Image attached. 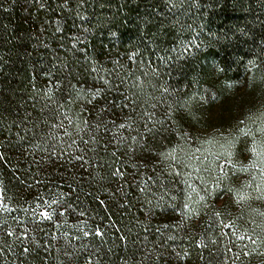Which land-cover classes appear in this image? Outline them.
<instances>
[{
	"label": "trees",
	"instance_id": "1",
	"mask_svg": "<svg viewBox=\"0 0 264 264\" xmlns=\"http://www.w3.org/2000/svg\"><path fill=\"white\" fill-rule=\"evenodd\" d=\"M240 89L264 0H0V264H264V177L235 204L188 159Z\"/></svg>",
	"mask_w": 264,
	"mask_h": 264
},
{
	"label": "rangeland",
	"instance_id": "2",
	"mask_svg": "<svg viewBox=\"0 0 264 264\" xmlns=\"http://www.w3.org/2000/svg\"><path fill=\"white\" fill-rule=\"evenodd\" d=\"M207 104H210L208 109L194 108L196 119L188 131V143L192 147L188 159L197 164L196 167L204 162L210 165L212 176L203 184L209 186L213 197L231 194L234 197L231 200L237 204L249 194L246 188H253L264 177L257 170L261 162L260 151L264 149V92L252 94L240 89L230 94L223 106L217 102ZM230 182H233L232 191L227 188ZM3 206L0 186V207ZM235 231L230 229L232 235ZM235 238L239 239L238 236Z\"/></svg>",
	"mask_w": 264,
	"mask_h": 264
},
{
	"label": "snow or ice",
	"instance_id": "3",
	"mask_svg": "<svg viewBox=\"0 0 264 264\" xmlns=\"http://www.w3.org/2000/svg\"><path fill=\"white\" fill-rule=\"evenodd\" d=\"M98 94H99V90H97L96 92L93 93V97H95V96L98 95ZM90 102H91V101H89V103H90ZM120 127L123 128V127H125V125H124V124H121ZM148 131L151 132L152 129H148ZM228 147L230 148V145H229ZM226 151H227V148H226ZM252 151H253V152H256V149L253 148ZM229 154H231V153L229 152ZM257 154H258V153H257ZM172 158H173V160H175V157H174V156H173ZM80 159H82V157H80ZM220 170L223 171V169H220ZM114 174H115V173H114ZM241 198L243 199V197H241ZM201 199H203V197H201ZM54 203H55V201H54ZM183 207H184V208H188V204H184ZM42 215H43L44 217H46V218H50V214H49L47 211L43 212ZM25 251H27V249H25Z\"/></svg>",
	"mask_w": 264,
	"mask_h": 264
}]
</instances>
